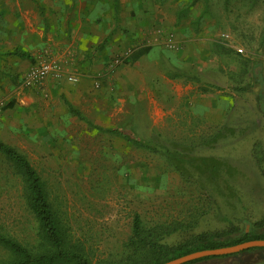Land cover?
I'll return each instance as SVG.
<instances>
[{
    "label": "rangeland",
    "instance_id": "1",
    "mask_svg": "<svg viewBox=\"0 0 264 264\" xmlns=\"http://www.w3.org/2000/svg\"><path fill=\"white\" fill-rule=\"evenodd\" d=\"M44 1L0 0V55L29 59L12 46L11 32L28 25L12 9L30 2L32 27L52 47L20 77L12 107L0 98V143L38 174L66 247L88 264H150L153 251L129 244L134 215L144 229L164 233L158 244L168 248L199 235L264 234V0H165L168 16L179 15L159 48L182 50L187 40L179 38L189 33L191 51L205 46L215 67L145 68L140 86L131 68H118L132 64V49L104 68H66L57 48L69 37L64 25L76 0L65 9L67 23ZM116 58L122 63L109 68ZM42 63L51 68L31 77ZM208 102H224V114L204 116ZM165 152L213 158L223 168L177 166ZM0 233L33 255L48 251L27 210L22 174L1 153ZM13 260L0 246V264ZM196 264H264V253Z\"/></svg>",
    "mask_w": 264,
    "mask_h": 264
},
{
    "label": "crops",
    "instance_id": "2",
    "mask_svg": "<svg viewBox=\"0 0 264 264\" xmlns=\"http://www.w3.org/2000/svg\"><path fill=\"white\" fill-rule=\"evenodd\" d=\"M44 3L51 9L57 10L62 23H67L69 13L65 9L69 8V0H45ZM177 4L178 2L176 6ZM16 6L18 9L13 8V13L16 11L18 20L25 19L28 25L23 28L13 27L12 46L28 53L29 59L5 55V50L1 52L0 98L6 101L7 107L13 106V99H19L17 84L20 77L32 66L33 59L40 58L43 50L52 49L51 45L47 44L32 27L35 21V3H28L25 9L21 4ZM169 7L171 6H168L165 0H76L70 19L64 25L69 37L61 41L60 47L57 48L63 51H61L62 58L66 68L81 70L104 68L112 55L126 54L125 51L131 49L132 64L118 68H131L128 72L133 73L138 86L140 81H143L141 72L145 68L215 67L212 65L210 50H205V46L198 45L203 47L200 49L201 53L191 51V48L193 46L196 48L197 45L195 46L194 43L196 38H191L189 33L186 35L184 33L183 37L179 38L188 42L184 44L182 50L168 52L159 48L158 42L166 39L163 37L165 29L167 31L172 29L174 31L172 34L177 30L173 17L177 18L178 11L176 12V9L172 17L168 16ZM97 19L100 22H97ZM5 37L2 35V39ZM170 41L175 40L173 38ZM97 46H103V49L97 51L95 49ZM193 99L196 101V97ZM224 110V102L217 103V106H212V103L208 102L204 104L203 115L211 116L213 111L224 114Z\"/></svg>",
    "mask_w": 264,
    "mask_h": 264
},
{
    "label": "trees",
    "instance_id": "3",
    "mask_svg": "<svg viewBox=\"0 0 264 264\" xmlns=\"http://www.w3.org/2000/svg\"><path fill=\"white\" fill-rule=\"evenodd\" d=\"M110 132L120 133L118 129ZM127 137L134 139L130 135ZM136 142L138 143V141ZM0 153L10 160L22 174L23 198L28 212L36 223V236H38L42 245L48 249L46 253L33 255L16 240L0 233V246L14 258L10 264H88L79 252L66 247V241L60 233L55 214L47 201L43 184L36 171L24 157L2 143H0ZM165 155L177 166L185 161L193 168L211 174H215L223 168L221 162L213 158H192L191 156L174 152H165ZM261 225L263 226V221L257 224V226ZM159 235H164V233H159L157 230L144 229L139 216H133L129 244H139L153 251L154 256L150 264H165L195 252L226 248L250 241H264V234H255L252 231L248 233L244 231L241 233L234 232L233 235L231 232H222L220 235H199L182 245L168 248L158 244L157 237ZM165 235H168V232ZM251 253L262 254L264 253V248L248 249L227 257H239ZM216 258H203L187 264H196Z\"/></svg>",
    "mask_w": 264,
    "mask_h": 264
},
{
    "label": "water",
    "instance_id": "4",
    "mask_svg": "<svg viewBox=\"0 0 264 264\" xmlns=\"http://www.w3.org/2000/svg\"><path fill=\"white\" fill-rule=\"evenodd\" d=\"M263 77H264V69H263ZM253 248H264V241H250L231 247L195 252L189 255L182 256L175 260L169 261L165 264H187L203 258L231 256Z\"/></svg>",
    "mask_w": 264,
    "mask_h": 264
},
{
    "label": "built area",
    "instance_id": "5",
    "mask_svg": "<svg viewBox=\"0 0 264 264\" xmlns=\"http://www.w3.org/2000/svg\"><path fill=\"white\" fill-rule=\"evenodd\" d=\"M122 63V60H119L118 58L114 59L111 63H110V67L109 68H115L117 67L118 65H120ZM38 68H41L40 71H32L30 76H35V77H38L40 75H43L47 72L48 68H51L49 66V64H46V63H42Z\"/></svg>",
    "mask_w": 264,
    "mask_h": 264
}]
</instances>
